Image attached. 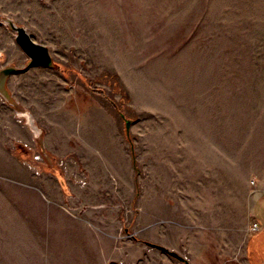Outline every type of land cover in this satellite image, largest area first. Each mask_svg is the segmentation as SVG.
<instances>
[{
    "label": "rangeland",
    "instance_id": "rangeland-1",
    "mask_svg": "<svg viewBox=\"0 0 264 264\" xmlns=\"http://www.w3.org/2000/svg\"><path fill=\"white\" fill-rule=\"evenodd\" d=\"M9 22L51 66L27 64ZM8 66L0 209L30 194L33 208L95 209L110 264H185L145 241L188 264H240L264 179V0H0ZM39 217L26 263L23 227L0 222V264H46Z\"/></svg>",
    "mask_w": 264,
    "mask_h": 264
},
{
    "label": "crops",
    "instance_id": "crops-1",
    "mask_svg": "<svg viewBox=\"0 0 264 264\" xmlns=\"http://www.w3.org/2000/svg\"><path fill=\"white\" fill-rule=\"evenodd\" d=\"M53 178L63 199L72 201L77 199L76 197L79 196V194L76 195L78 191L75 188H70L62 175L56 173ZM24 198L25 200L28 198L29 201H25L23 206L0 209V215L4 216L3 219H0V222L6 224L13 222L17 227H23L20 234L22 238L20 245L22 249L20 252L25 257L24 263H26V255L31 256L32 254L30 245L32 221L33 215L37 216V214L40 215L39 218H36L39 224L43 225L44 223V226L49 225L48 229L50 233L48 238L51 240V244H48L51 251H41L42 262H46V264L111 263V240L109 235L102 232V230L99 231V234H96V227L94 225L96 222L90 219L95 209H85V207L77 205H72L70 208L58 206L33 208L32 201H30L31 194ZM37 199H39V203L42 205L41 198ZM249 219L250 222L258 224V229L248 232L239 261L240 264H264V179L255 182ZM42 221L44 222L42 223ZM46 230L47 228L45 227ZM9 244H7L8 247H10ZM4 252L7 258L4 261L13 262L14 249L7 248ZM44 254L54 255V257H45Z\"/></svg>",
    "mask_w": 264,
    "mask_h": 264
},
{
    "label": "water",
    "instance_id": "water-1",
    "mask_svg": "<svg viewBox=\"0 0 264 264\" xmlns=\"http://www.w3.org/2000/svg\"><path fill=\"white\" fill-rule=\"evenodd\" d=\"M10 28L15 32L14 40L16 44L19 46V48L22 50V52L25 54V56L28 59L27 64L28 65H43V66H51L53 63V60L51 58L50 52L48 50V47L34 41L30 35L26 32L24 27L14 25L13 23L9 22ZM15 68L13 67H4L0 69V90L6 91L5 89V77L9 73L10 70H13ZM125 126L127 127V122L125 123ZM145 244L159 249L170 256L184 262L185 264H188V261L185 257L179 255L177 252L173 250H169L163 245L145 241Z\"/></svg>",
    "mask_w": 264,
    "mask_h": 264
},
{
    "label": "built area",
    "instance_id": "built-area-1",
    "mask_svg": "<svg viewBox=\"0 0 264 264\" xmlns=\"http://www.w3.org/2000/svg\"><path fill=\"white\" fill-rule=\"evenodd\" d=\"M248 229L251 232L256 231L258 229V224L256 222H251Z\"/></svg>",
    "mask_w": 264,
    "mask_h": 264
},
{
    "label": "trees",
    "instance_id": "trees-1",
    "mask_svg": "<svg viewBox=\"0 0 264 264\" xmlns=\"http://www.w3.org/2000/svg\"><path fill=\"white\" fill-rule=\"evenodd\" d=\"M21 155H22V152H21Z\"/></svg>",
    "mask_w": 264,
    "mask_h": 264
}]
</instances>
